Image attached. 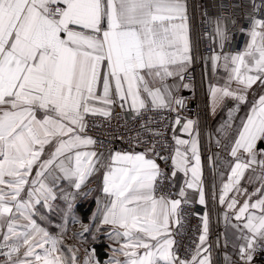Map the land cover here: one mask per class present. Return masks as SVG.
Listing matches in <instances>:
<instances>
[{
  "label": "snow or ice",
  "instance_id": "snow-or-ice-1",
  "mask_svg": "<svg viewBox=\"0 0 264 264\" xmlns=\"http://www.w3.org/2000/svg\"><path fill=\"white\" fill-rule=\"evenodd\" d=\"M253 11L260 12L255 0ZM211 23L209 40H219L220 52L209 58L213 71L226 73L222 85L209 87L212 114L226 100L235 103L215 139L232 158L221 160L229 175L214 197L235 238L236 258L224 260L254 264L264 253V19L251 17L243 30L249 39L235 53L223 51L227 22L214 17ZM191 61L187 0H0V264H212L208 211L194 247L181 256L182 201L159 192L165 179L190 173L176 195L187 203L185 188L194 189L208 208L198 121L177 113L173 123L189 139L173 129L176 147L166 157L155 139L162 131L150 127L151 117L143 119L145 112L186 106L176 93L191 87L184 75ZM241 106L247 110L233 129ZM116 107L140 121L127 139L145 145L143 151H101L104 142L88 134L97 126L90 117L111 121ZM157 159L171 160L170 174ZM212 159L220 160L219 153ZM249 170L252 191L241 185ZM96 175L103 198L84 223L75 202L87 198L82 186ZM45 209L60 212L59 232L45 226L52 224ZM70 222L81 231L67 236ZM101 234L106 259L89 246ZM222 246H229L226 233Z\"/></svg>",
  "mask_w": 264,
  "mask_h": 264
},
{
  "label": "built area",
  "instance_id": "built-area-1",
  "mask_svg": "<svg viewBox=\"0 0 264 264\" xmlns=\"http://www.w3.org/2000/svg\"><path fill=\"white\" fill-rule=\"evenodd\" d=\"M190 2L195 22L196 50L194 63L185 75L186 81L189 79L190 81L194 80L196 75H200L205 70L207 59L214 49L217 53L220 52L219 40L217 39L215 43L209 40V37L213 35L211 18L218 17L222 21L227 22L229 40L225 43L223 51L233 53L242 50L245 46L247 36L243 34V30L249 27L251 17L255 15L264 19V0H255L256 5L260 7V12L253 11V0H190ZM182 97L186 98V106L184 108L177 109L175 112L153 111L145 112L144 114V120H148L151 117L152 123L150 127L161 130L163 133L162 136L155 138L157 149L162 156L171 157L173 149L176 147L172 136L173 129L176 134L177 125L173 122L177 113L180 116L191 118H196L200 113L196 98L187 95ZM125 116L129 117L127 127H125ZM90 120L97 126L93 127L90 125L88 134L104 142L100 148L101 151H107L109 148L123 151L131 150L135 147L133 143L128 141L127 137L129 135L135 136L140 121L131 120L130 114L122 112L119 107L115 108L111 121L99 116L90 117ZM130 129L131 131H129ZM119 136H124L125 139H118L117 137ZM144 138L150 141L153 139L147 135ZM144 147L145 145H141L135 147V150L143 151ZM216 151L223 152V149L214 145L211 150L212 155ZM157 163L163 171L171 173L170 159L167 163L162 159H157ZM176 191L175 178L173 180L165 179L159 186V192L166 196H171V198L176 195ZM181 209L183 216L182 234L177 237V240L180 243V255L184 256L186 254L185 249L193 248L194 244L192 241L196 240L200 234L198 231L201 227L200 216L205 212V208L196 202L187 201V203H182ZM216 235L220 236V232L218 231ZM254 264H264V253L256 255Z\"/></svg>",
  "mask_w": 264,
  "mask_h": 264
},
{
  "label": "crops",
  "instance_id": "crops-1",
  "mask_svg": "<svg viewBox=\"0 0 264 264\" xmlns=\"http://www.w3.org/2000/svg\"><path fill=\"white\" fill-rule=\"evenodd\" d=\"M188 4V15H189V26H190V36H191V56L192 61L190 63V66L184 73L188 72V70L191 68V66L194 63L195 60V50H196V32H195V22H194V15H193V9L191 6L190 0H187ZM249 38L247 37V40ZM246 40V41H247ZM246 43V42H245ZM227 53V52H225ZM210 57V56H209ZM207 59L206 68L203 72L200 73V75H196V78L191 81V87L189 89L181 88L176 95L182 97V96H189L192 98H196L197 105L199 107L200 113L196 118L191 117H185L181 116L182 118H191L198 121V128L199 131V151L201 156V163H202V181H203V190L205 192V198L208 204V208L205 209V211H208L209 215V236H208V242L212 244V264H226L224 257L225 255L231 256L233 259H235V249L232 247V243L234 242L235 238L233 236V230L231 228L225 229V222H224V213L226 209L219 205L217 199H214V197L219 196V192L222 186V177L224 181L226 182L227 176L229 175V172L227 170V166H221V160H230L231 157L228 156L227 152L223 150L222 151H216L211 153L212 147L215 145V139L217 136H220V129L221 126L225 123V121L228 119V111L235 107V103L231 100H226L225 103L221 106H219L215 112V114H212L211 108H212V98L209 92V87L211 86H219L222 85L225 82L226 73L223 71L222 68H217L215 71H213L212 68V62L210 58ZM172 81L170 80L169 83ZM185 82H188L185 80ZM255 88V86H254ZM257 93L252 92L251 95L255 96ZM247 110V106H241V109L238 113H234V124L233 129L235 128L236 124L239 123V118L243 117L245 114V111ZM184 123V119L181 120V124ZM176 134L177 137L180 139H189L187 134L183 133L181 130L180 125L176 126ZM211 138V140H210ZM259 147V145H258ZM215 153H219L220 160H210V158L214 157ZM213 169H215L213 171ZM250 174L249 172L245 173V179L241 181V185L243 187L248 188L249 191H252V189L255 187L254 184H248L247 183V176ZM184 177L183 173L178 172L175 177V183L177 186L176 194L179 192L180 188L184 186L183 182L185 179L190 178ZM102 188V177L99 175H96L89 179L88 182H86L85 186H82L81 192H89L90 194L87 196V198H84L83 196H80L76 202L74 207V213L77 218L82 220L84 223H88V218L84 219L81 217V214L77 210V206L80 203H83L84 201H90L93 203V208L90 213L94 212L96 210L97 204L96 201L98 199L103 198V194L101 192ZM186 191V199L187 201L191 202H198V196L197 192L194 189H188L185 188ZM173 199H181L182 203L184 202L185 198L179 197L178 195H175L172 197ZM255 197H253V200ZM60 208H63L65 206V203L62 199H59L56 202ZM181 203V205H182ZM200 205V204H199ZM203 206V205H201ZM204 207V206H203ZM205 208V207H204ZM46 215L49 217V219L52 221L51 225H46L48 227V230L54 233H57L60 231V228L57 227V225L63 224V220L61 219V214L58 210L54 212H48L47 209L44 210ZM89 215V216H90ZM231 215V213H229ZM81 228L79 224L73 225L71 222L68 224V232L67 236H71L73 232H80ZM220 232V236L216 235L217 232ZM227 234L228 240H229V246L228 248H224L222 246L224 234ZM219 237L220 239V245H217L215 241ZM101 242H103L106 246L108 244V241L103 237L101 234L100 236ZM90 242V237H89ZM66 244H73L74 241L72 239L65 238ZM89 246H93L91 243H89ZM106 253V250H105ZM81 251V255H82ZM106 255L102 259H106Z\"/></svg>",
  "mask_w": 264,
  "mask_h": 264
},
{
  "label": "trees",
  "instance_id": "trees-1",
  "mask_svg": "<svg viewBox=\"0 0 264 264\" xmlns=\"http://www.w3.org/2000/svg\"><path fill=\"white\" fill-rule=\"evenodd\" d=\"M93 203L90 201H84L77 206L78 212L81 217L87 219L92 211ZM97 249L98 255L103 258L105 256L106 245L103 242L93 245Z\"/></svg>",
  "mask_w": 264,
  "mask_h": 264
}]
</instances>
